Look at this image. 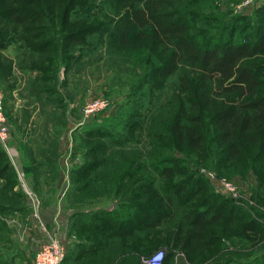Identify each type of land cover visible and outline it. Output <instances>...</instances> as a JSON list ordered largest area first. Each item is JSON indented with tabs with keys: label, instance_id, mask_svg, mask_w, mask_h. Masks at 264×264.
<instances>
[{
	"label": "trees",
	"instance_id": "obj_1",
	"mask_svg": "<svg viewBox=\"0 0 264 264\" xmlns=\"http://www.w3.org/2000/svg\"><path fill=\"white\" fill-rule=\"evenodd\" d=\"M229 1L227 12L239 0ZM198 2L202 0H0V80L8 79L14 69L26 71L35 100L42 98L43 91L58 93L47 81L57 80L63 70L65 77L59 83L67 84L71 67L74 73L81 72L82 58L91 59L95 50L109 46L122 54L135 47L144 51L139 55L138 85L131 87V107L120 132L107 126L86 130L84 134L98 140L85 143L78 152L83 159L69 170L67 196L82 203L109 198L112 207L73 211L71 219L76 223L70 228L86 234L74 242L77 255L66 253L64 259L73 255L77 262L101 249H117L101 242L102 235L126 244L116 264L130 261L132 250L148 249L153 241L166 246L162 264H264V251L249 254L251 249L242 252L248 258L238 259L240 251L220 250L222 239L234 240L231 231L263 233L264 228L254 219L240 220L248 215L212 190L202 168L227 174L229 164L235 165L231 171L256 167L260 174L264 171V63L254 61L264 59V4L258 8L262 14L257 20L246 25L251 34L236 38L229 13L210 16L212 11L205 14ZM188 20L201 23L202 40H196L198 34L190 38ZM215 24L223 28L212 34L218 37L210 34ZM12 44L14 52L6 55L3 49ZM167 79L173 83L170 96L159 100L153 90ZM143 145L151 149L144 151ZM146 169L152 175L142 174ZM0 180L1 232L5 215L27 210L2 146ZM161 226L167 232H155ZM219 241L214 255L210 246ZM177 248L190 262L183 257L175 262Z\"/></svg>",
	"mask_w": 264,
	"mask_h": 264
},
{
	"label": "rangeland",
	"instance_id": "obj_2",
	"mask_svg": "<svg viewBox=\"0 0 264 264\" xmlns=\"http://www.w3.org/2000/svg\"><path fill=\"white\" fill-rule=\"evenodd\" d=\"M198 3H201L202 12L209 14L212 11L213 15L210 16L216 17L226 13L227 8L232 5V1L228 3V0H202V2ZM263 4L264 0H239L233 4L232 10L227 13L232 16V25L237 29L236 38H244L251 34L252 29L246 28V25L256 21V16L262 14V11H259L258 8ZM195 22L197 21H186V32L190 38L192 34H198L196 40H202L204 35L201 34L204 32L200 33L202 28L201 23ZM205 25L207 26V24ZM189 26L193 27L191 28ZM195 26L198 27L199 33L195 29ZM210 30L211 36L218 37L212 34H215L219 30L222 32L223 28L222 26L220 27V24H215ZM219 38H222V33H220ZM14 50V45L12 44V46L9 45L6 49H3V52L11 56ZM139 55H144V51L137 47L126 49L124 54L109 49V46L102 48L100 51L95 50L91 59L87 60L82 58L83 65L80 66L81 72L74 73V69L71 67L66 75L67 84L63 82L61 84L59 83L60 79L63 76L65 77L63 70L59 71L57 80L51 79L47 81V84L54 87L58 93L49 95L43 91L41 94L39 93L42 96L40 100H35V91L28 87L27 80L29 76L26 71L22 72L19 69H14L8 79L0 80V90L4 94V106L10 127L9 146H11L12 151L5 149L2 144L0 146L4 148L6 158L13 166L17 179L15 187L20 189L24 194V203L27 208L26 211H17L14 214L5 215V218L1 216L6 221L5 229L9 228L10 230V232H5L6 230L3 229L0 232V238L4 235L6 236L5 239H0V260H2L3 264H34L33 259L37 249V234L39 232L37 233V230H34L33 227L39 225V221L37 222L36 220L34 226L29 219L30 217H34L33 211L35 210L40 214L39 208L48 201L45 199L54 196L53 183L57 179V163L61 156L68 153L69 159L75 160L69 166L80 162L83 156L78 152H81L85 143L88 141V144H90L94 140H98L91 139L86 133L84 134L86 130H91L95 126H107L114 132H120L131 107L130 102L132 99L129 98V93L133 91L131 87L136 83L138 85V79L140 77L142 64ZM254 61L256 63H264V59L262 58L254 59ZM29 74L35 75L36 73ZM152 80L159 81V79ZM171 81V79H167L162 87L153 90V93L157 95V99H167V96L171 93L170 87L173 86ZM10 84H13V88L9 87ZM261 86L263 88L262 92H264V85ZM32 96H34V99ZM61 96L65 97L62 102L60 100ZM97 98L106 100V105L90 115H85L83 112L84 105L90 100ZM60 102L63 104L62 106H60ZM134 135L138 136L137 133H134ZM141 137L144 138V134ZM142 147L145 146L143 145ZM150 149L146 145L144 151ZM173 154L184 157L181 152ZM106 162L107 160H104V163ZM30 163L32 167L26 168V164L30 165ZM190 166H195L194 162H191ZM226 166L230 169L227 174H219L214 169L208 170L202 167L207 172L204 174L207 182L211 185L213 191L219 193L230 202H234L239 209L246 213V216L248 215L245 219L243 216L239 217L240 220L244 222V220L254 219L258 223V227L261 226L264 228V202L261 201V199H264V171H261L260 174L259 169L256 167L255 169L238 172L231 171L235 165L229 166V164H226ZM142 171V174L152 175L149 169ZM181 175L184 174L181 173ZM67 191L66 189L62 198V205L69 209L64 235L68 247L65 255L66 253L77 255L72 241L74 242L76 239L81 238L84 239L86 232L82 231L80 234H77L75 231L77 228H73V226L70 228L71 223H76L71 219L73 211L78 209L87 210L99 205L109 207L112 204L108 201L109 198H99L97 201L92 200L93 202L87 201L85 203L74 201L73 196H67ZM88 196L86 195L87 198ZM82 197L85 198V196ZM33 198L38 199V201L33 200ZM26 199L29 201H26ZM35 204L38 206L36 207ZM183 206L187 205L184 204ZM41 217L39 219L43 221ZM217 226L220 227V224ZM71 229L75 233H72ZM166 229L167 227L161 226L155 232L161 233L163 230L166 231ZM210 231L213 232L214 229L212 230L210 228ZM259 234H261L260 239H258L260 237ZM263 234L264 232L259 233L256 229L250 232L243 229L241 231H231L230 236L234 240L222 239L221 242L224 241V243L219 248L220 250H225V252L238 250L242 255L237 258L245 259L250 255H243V253L251 249L249 254L255 251H264ZM99 240L101 242L104 240V243L110 242L109 245H114L117 249L110 247L108 251L101 249L98 253L95 250L96 253L93 255L76 258L77 262L74 261V258V260L71 258L73 255H69L60 264H91L90 261L97 262L96 264L105 262L107 264H116L115 261L124 252L122 248L126 244L121 242L120 238L116 239V241L111 239L107 241V237H103L102 235L99 236ZM150 241L153 240L150 239ZM219 244L220 241L210 246V248H214V255H217L219 252V248H215ZM128 245L131 247L133 244L129 243ZM165 247L163 244L159 245V242L153 241L148 249L138 248L135 253L132 250L131 260L121 264L145 263L148 256L154 250L160 248L165 250ZM200 251L198 249L195 255ZM125 253L127 254L128 252L126 251ZM185 254L184 251L177 248L176 254L174 255L175 262L180 257L190 262ZM128 255H130V252ZM92 256L93 259H91ZM96 256L98 260L94 258ZM190 263L203 264L204 261L201 263H195L194 261ZM259 264H262V262Z\"/></svg>",
	"mask_w": 264,
	"mask_h": 264
},
{
	"label": "built area",
	"instance_id": "obj_3",
	"mask_svg": "<svg viewBox=\"0 0 264 264\" xmlns=\"http://www.w3.org/2000/svg\"><path fill=\"white\" fill-rule=\"evenodd\" d=\"M3 98L4 94L2 90H0V144H2L5 149L12 151L11 146H9L10 127L4 110ZM106 103V100L100 98L90 100L84 105L83 112L85 115H90L105 106ZM33 200L38 201V199L36 198H33ZM35 205L36 207L38 206L37 204ZM33 215L34 217H36L37 222L39 221L38 226L42 230L41 235L37 238V249L35 252L33 263L60 264L65 256V244L63 243V241H61L57 234L47 228L46 224L43 221H40L38 211H33ZM163 258L164 250L160 248L154 250L148 256L146 262L142 264H162Z\"/></svg>",
	"mask_w": 264,
	"mask_h": 264
},
{
	"label": "crops",
	"instance_id": "obj_4",
	"mask_svg": "<svg viewBox=\"0 0 264 264\" xmlns=\"http://www.w3.org/2000/svg\"><path fill=\"white\" fill-rule=\"evenodd\" d=\"M69 158L70 157L68 153H65V155L63 154V156H61L60 160L57 163L58 164L57 179L54 180V183H53L54 184L53 185L54 186L53 188L54 196L51 198H47V199L44 198L45 200H48V201L46 202V204L42 205L39 208V212H40L39 216L40 217L42 216L41 218L43 222L46 224L47 228L50 229L55 234H57V236L61 240H63V243L65 244L66 249L68 247H67V243L65 242L64 235L66 232V224L68 221L67 216L69 215V209L62 205V198L65 194L67 185L69 183V180L67 181V179H68L69 170L72 166V165L69 166V164L70 163L72 164V162L75 161L74 159L71 160ZM26 201H29V200L26 199ZM111 207L112 206H109V208ZM29 220L34 225L36 221V217H30ZM33 228L34 230H37V233L39 232L37 235L40 236L41 230L39 226L36 225ZM74 242L77 243L79 241H74ZM74 242L72 241L73 244H75Z\"/></svg>",
	"mask_w": 264,
	"mask_h": 264
}]
</instances>
